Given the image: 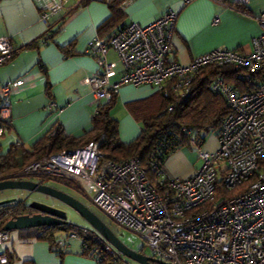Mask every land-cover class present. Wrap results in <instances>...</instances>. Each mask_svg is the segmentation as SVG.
<instances>
[{"label": "built area", "instance_id": "built-area-1", "mask_svg": "<svg viewBox=\"0 0 264 264\" xmlns=\"http://www.w3.org/2000/svg\"><path fill=\"white\" fill-rule=\"evenodd\" d=\"M67 1L42 0L40 20L51 24ZM77 1L108 4L113 0ZM210 1L224 8L248 3ZM176 21L177 14L169 11L145 26L129 23L110 37L88 42L84 54L93 58L99 71L84 84L91 88L97 103L110 101L122 85L149 86L164 98H185L204 67L230 66L239 71L247 92L241 93L221 79L211 85L230 112L220 123L216 150H203L205 142L191 138L190 147L200 162L193 177L173 178L164 164L155 161L144 169L136 159L106 160L100 149L104 135H100L84 146L43 156L17 176L0 181L35 179L43 184L47 180L70 186L85 198L90 196L94 207L138 235L161 263L264 264V12L257 19L260 34L252 39L250 53L217 49L195 57L188 65L168 60ZM218 23V19L213 22ZM48 38L46 34L40 43L46 44ZM110 50L122 68L117 83L110 82L115 76L114 65L106 60ZM14 53L10 38L0 37V67L9 63ZM21 84L16 80L0 86V140L10 121L9 96ZM67 238L78 237L69 233ZM9 241L10 232L0 231V249ZM103 246L105 252L91 251L97 264L102 254L116 264L122 256L104 241ZM57 247L61 251L63 243L57 242ZM0 264H9L1 251Z\"/></svg>", "mask_w": 264, "mask_h": 264}, {"label": "crops", "instance_id": "crops-1", "mask_svg": "<svg viewBox=\"0 0 264 264\" xmlns=\"http://www.w3.org/2000/svg\"><path fill=\"white\" fill-rule=\"evenodd\" d=\"M41 2L0 0V37L10 38L15 51L13 59L0 67V86L10 81L22 82L9 96V129L1 138L0 147L6 140L10 147L29 150L56 127L74 138L91 131L98 108L106 103H97L91 88L84 84L86 78L99 71L93 58L84 54L94 38L110 37L129 23L145 26L173 11L177 21L168 60L188 65L195 57L217 49L250 53L252 39L260 34L257 19L264 12V0H248L245 7L232 8L210 0H118L115 7L98 1L68 0L47 26L40 20ZM215 19L219 20L216 25ZM46 34L49 38L43 45L40 40ZM106 60L115 70L110 82L117 83L122 72L117 55L110 50ZM156 93L144 85L119 87L110 115L118 121L122 143L133 142L141 131L129 105ZM203 146L206 148V142ZM207 149L214 151L215 147ZM186 153L181 149L165 160L169 176L186 180L195 175L200 162ZM61 239L57 242L63 243L62 252L57 242L51 245L27 230L13 231L0 251L8 256L9 264H97L85 252L82 240Z\"/></svg>", "mask_w": 264, "mask_h": 264}, {"label": "trees", "instance_id": "trees-1", "mask_svg": "<svg viewBox=\"0 0 264 264\" xmlns=\"http://www.w3.org/2000/svg\"><path fill=\"white\" fill-rule=\"evenodd\" d=\"M118 0L109 3L115 7ZM115 12V11H114ZM221 79L241 93L249 88L239 76V71L230 66H207L194 77L191 93L185 98L167 97L157 92L153 97L129 105V112L140 123L141 131L137 139L129 144L118 138V123L110 115L116 95L98 108L92 121V129L80 138L65 136L59 127L52 129L29 150L12 145L6 153H0V179L38 161L43 156L62 150H70L96 141L104 135L101 150L106 160L136 159L142 168L149 169L155 161L165 160L185 146L190 147L191 138L206 142L211 133L218 135L220 123L229 114L225 100L211 91L214 81ZM9 128L7 127V130ZM70 187V186H69ZM234 194V193H232ZM231 194V195H232ZM31 209L24 200L0 204V231L5 224L17 216L29 215ZM33 237L55 244V236L61 231L75 234L86 246L85 252L96 260L91 251H104L103 241L89 229L73 224L60 227L28 229ZM105 252V251H104ZM102 254V253H101ZM99 264H114L112 259L102 254ZM116 264H122L119 259Z\"/></svg>", "mask_w": 264, "mask_h": 264}, {"label": "water", "instance_id": "water-1", "mask_svg": "<svg viewBox=\"0 0 264 264\" xmlns=\"http://www.w3.org/2000/svg\"><path fill=\"white\" fill-rule=\"evenodd\" d=\"M17 190L22 192L37 193L46 196L77 213L88 225L89 230L95 233L101 240L115 249L123 258L136 264H165L147 257L141 252H135L124 246L112 233V231L81 202L70 195L53 187L39 184L33 181L3 180L0 181V192ZM7 200L0 204L11 202ZM28 207L37 213L17 216L9 220L3 227V231L13 232L41 227H60L68 224L66 213L54 206L39 202H31Z\"/></svg>", "mask_w": 264, "mask_h": 264}, {"label": "rangeland", "instance_id": "rangeland-1", "mask_svg": "<svg viewBox=\"0 0 264 264\" xmlns=\"http://www.w3.org/2000/svg\"><path fill=\"white\" fill-rule=\"evenodd\" d=\"M113 109V108H112ZM117 121V120H116ZM118 122V121H117ZM208 147H215V150L217 149V142H216V133H211L207 138H206V148L203 146V150H208ZM10 146L6 142V140L3 142V145L0 147V150L2 153H6L9 150ZM185 153L188 155L193 160H198V155L197 152L194 148L185 146L184 148ZM24 168V167H23ZM19 169L12 173L11 175H8L9 177H15L17 176L21 170ZM28 181H38L35 179H29ZM43 185H47L50 187H53L57 190H60L71 197L75 198L79 202H81L86 208H88L96 217H98L115 235V237L128 249L135 251V252H141L143 255L152 258L153 254L151 253L150 249L146 246L145 242L136 234L125 230L121 227H119L117 224H115L112 220H110L103 212H101L99 209L94 207L89 200V197H84L81 194H78L74 189H72L69 186L60 184V183H54V182H48L47 180L42 182ZM7 200H14L15 201H20L24 200L26 204H30L31 202H43L47 203L50 206H54L56 208H59L63 210L66 213L67 216V222L69 224H73L75 226L84 228V229H89V225L73 210L67 208L66 206L50 199L47 198L46 196H43L41 194L37 193H30V192H22V191H17V190H10V191H3L0 192V202L7 201ZM59 234V235H58ZM57 235L59 236L58 238L61 239L62 241L69 240L67 237L69 236V232L61 231ZM59 239H57L55 242H57ZM79 240V238H77ZM122 261L124 263L122 264H136L126 258L121 257Z\"/></svg>", "mask_w": 264, "mask_h": 264}, {"label": "flooded vegetation", "instance_id": "flooded-vegetation-1", "mask_svg": "<svg viewBox=\"0 0 264 264\" xmlns=\"http://www.w3.org/2000/svg\"><path fill=\"white\" fill-rule=\"evenodd\" d=\"M48 198V197H47ZM41 203H43V202H41ZM43 204H46V205H48L47 203H43ZM35 213H37L36 211H33V210H31V212H30V214L29 215H31V214H35Z\"/></svg>", "mask_w": 264, "mask_h": 264}]
</instances>
